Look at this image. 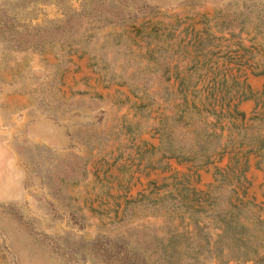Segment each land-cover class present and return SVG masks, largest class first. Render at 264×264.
<instances>
[{
	"label": "rangeland",
	"instance_id": "374dc122",
	"mask_svg": "<svg viewBox=\"0 0 264 264\" xmlns=\"http://www.w3.org/2000/svg\"><path fill=\"white\" fill-rule=\"evenodd\" d=\"M114 242L264 264V0H0V264Z\"/></svg>",
	"mask_w": 264,
	"mask_h": 264
},
{
	"label": "trees",
	"instance_id": "16d2710c",
	"mask_svg": "<svg viewBox=\"0 0 264 264\" xmlns=\"http://www.w3.org/2000/svg\"><path fill=\"white\" fill-rule=\"evenodd\" d=\"M111 251V263L112 264H145V260L140 251L135 249L131 250L125 246V244L117 245L114 242V246L110 247ZM109 258L103 259L107 261Z\"/></svg>",
	"mask_w": 264,
	"mask_h": 264
}]
</instances>
